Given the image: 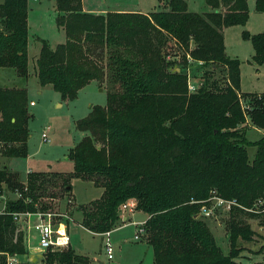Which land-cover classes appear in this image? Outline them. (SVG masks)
<instances>
[{"label": "trees", "instance_id": "16d2710c", "mask_svg": "<svg viewBox=\"0 0 264 264\" xmlns=\"http://www.w3.org/2000/svg\"><path fill=\"white\" fill-rule=\"evenodd\" d=\"M163 1L168 7L163 11L94 13L83 11L81 0H55V23L66 39L54 47L41 40L33 60L38 83L50 85L62 100H74L95 82L106 88L107 102L76 121L85 135L67 152L70 172L30 171L23 183L8 161L28 154L27 90L0 86V157L5 160L0 190L21 194L9 197L0 214V252H27L11 213L50 211L52 203L45 200L62 199L77 178L102 190L97 199L77 206L85 229L113 230L121 204L133 199L148 216L142 226L153 264H241L239 241L257 234L244 218L258 219V228H264V211L232 207L226 255L196 215L212 191L246 208L264 200V134L255 142L246 138L239 62L224 47V28L246 23L247 2L205 0L210 10L197 13L188 10L187 0ZM255 10L264 12V0H255ZM27 11L28 0L0 3V67L14 68L22 78L29 73ZM243 35L251 42L253 61L262 64L264 32ZM169 42L178 49L173 61L165 52ZM174 63L179 71L170 67ZM192 64L204 78L194 92L186 72ZM219 66L225 71L223 86L215 77ZM245 96L253 97L249 124L264 129V94ZM249 146L256 148L251 160ZM43 262L90 264V258L69 245L45 252Z\"/></svg>", "mask_w": 264, "mask_h": 264}, {"label": "rangeland", "instance_id": "374dc122", "mask_svg": "<svg viewBox=\"0 0 264 264\" xmlns=\"http://www.w3.org/2000/svg\"><path fill=\"white\" fill-rule=\"evenodd\" d=\"M81 1L84 8L98 13L106 11L147 13L168 9L163 0ZM2 2L3 0H0V3ZM246 2L248 7L246 23L224 28L223 35L226 54L239 62V90L244 95L241 94L238 98L248 123L246 138L255 142L263 135L264 129H257L249 124L250 116L247 112L253 97L245 96V94H264V62L259 65L253 61L251 42L244 37L243 32L246 31L250 34L264 32V12L255 10V0H246ZM187 7L190 12L197 13L210 10L205 0H187ZM55 18V0H28V76L26 78L19 77L14 68H9L11 70L8 71L11 72L0 75V85L15 84V86L25 87L27 90V106L29 113L32 114L28 121L27 145L30 158L27 161L31 162L32 165L30 166L34 167V170L40 172L55 170H57L55 172H70L72 170V162L67 160V152L72 144H76L85 135V132L76 128V121L85 117L93 105L104 106L107 102L106 88L98 86L95 82L80 90L74 100H62L60 94L50 85L41 86L38 83L33 74V60L34 55L39 52L41 40H46L51 47H54L66 39L65 32L56 25ZM168 46L165 52L173 61L171 54L178 49L172 42H169ZM179 65V63H174L170 67H176L175 70L179 71ZM222 68L223 66H219L215 72V77L219 80L225 74V71L222 74ZM186 72L188 73V81L196 85L197 88L204 81L202 71L197 66L192 64L186 69ZM219 82L222 86L226 83L225 79ZM257 98L259 99L260 96ZM43 133L47 136L48 141L43 140ZM255 149L254 146L247 147L249 160L253 159ZM17 159H19L17 162L11 163V166L9 164L8 167L12 171H19V178L25 183L27 178L25 171L28 169L27 161L22 158ZM4 161V158L0 157V167ZM90 183L77 178L72 179V189L70 192H63L62 199L45 200L52 203V208L48 210L63 212L70 218L68 232L71 248L79 254L88 256L90 264H153L152 252L146 243L147 236L143 235L140 240L134 239L138 225L134 226L133 223H144L147 214L136 209L133 199L126 200L132 203L130 204L131 207L128 206L121 210L126 219L123 220V216H120L114 226L115 228L110 232L109 237L113 245L112 259L107 258L104 250L106 237L102 236V233H92L82 227L80 224L82 213L77 209V206L87 204L98 198L97 188ZM11 198L15 199V195L12 194ZM1 202L0 200V207L2 206ZM228 219L229 212L222 210H216L213 217L203 219L215 243L224 255L229 253ZM244 219L255 229L257 234L253 235L254 237L249 242L239 241L241 250L237 260L241 264H264V228H258V219L251 217ZM27 245L29 253L20 256V264H43L44 253H34L31 249L36 245V240L29 238Z\"/></svg>", "mask_w": 264, "mask_h": 264}, {"label": "built area", "instance_id": "2783aa9c", "mask_svg": "<svg viewBox=\"0 0 264 264\" xmlns=\"http://www.w3.org/2000/svg\"><path fill=\"white\" fill-rule=\"evenodd\" d=\"M188 89L190 92H194L196 91L197 86L188 81ZM43 140L48 141L45 133H43ZM9 193L15 195V199L21 196V194L17 192L13 193L10 191L0 190V200L2 201L0 214L5 213V202L9 198ZM130 204L132 203L126 201L120 206V216H123V220L126 219V217H124V214L121 213V210L126 209L128 206L131 207L132 205ZM233 206L239 207L250 213H260L264 211V208L261 209V207H264V200L257 199L252 207L246 208L239 205L235 199H224L218 196L215 191H212L210 197L206 201H202L200 211L196 217H200L202 219L213 217L216 210H222L230 213ZM11 217L12 221L17 225L18 230L24 233V243L27 250L26 254L29 253V247L27 245L29 238L36 240V245L31 248L34 253L59 251L70 245V236L68 232V222L70 218L63 212L59 213L55 211L40 210L35 212H13L11 213ZM142 224L143 223H140L137 226V231L134 235L135 240H140L145 233ZM110 232L111 231H106L102 233V236L106 237L104 241V250L108 259L113 258V245L109 237ZM0 254L5 256V264H20L19 258L21 255L10 254L8 252H0Z\"/></svg>", "mask_w": 264, "mask_h": 264}, {"label": "crops", "instance_id": "0c3cea01", "mask_svg": "<svg viewBox=\"0 0 264 264\" xmlns=\"http://www.w3.org/2000/svg\"><path fill=\"white\" fill-rule=\"evenodd\" d=\"M82 9H83V11H86V12H93V11H91V10H87L86 8H84V6H83V4H82ZM94 13H98V12H94ZM100 13H104V12H100ZM65 41V40H64ZM35 55H37V54H35ZM35 55H34V57H35ZM8 70H11V69H9V68H6V67H0V75H5L6 74V72H11V71H8ZM12 74V73H11ZM33 74H34V72H33ZM35 76V75H34ZM6 79H8L7 77H6ZM89 85H91V84H89ZM89 85H87V86H89ZM0 86H6V87H12V86H15V84H12V85H7V84H4V85H0ZM17 87V86H16ZM86 88V86L84 87V88H82L81 90H83V89H85ZM263 134H264V132H263ZM75 144H72L70 147H69V149L71 148V147H73ZM30 158V155H29V151H28V154H27V157H25V158H22V159H25L26 161L28 160ZM19 159H17V158H13V159H10V161H8V166H9V164H10V166H11V163H13V162H17ZM68 160V159H67ZM27 163V165H28V169L25 171V173H26V175H27V173L28 172H30V171H36V170H34V167H31L30 165H32L31 164V162L30 161H27L26 162ZM34 165V164H33ZM72 166H73V164H72ZM15 169V168H14ZM17 171V170H16ZM55 171H57V170H55ZM19 172V171H18ZM59 172H62V171H59ZM20 173V172H19ZM26 177V176H25ZM91 184V183H90ZM93 186V185H92ZM94 187V186H93ZM97 191H98V196L97 197H99V195H101V193H102V190L100 189V188H97L96 189ZM73 192V191H72ZM8 196L11 198V196H12V194H8ZM147 216V215H146ZM148 217V216H147ZM147 219V218H146ZM132 223V222H131ZM133 225L134 226H136V225H138L137 223H133ZM93 233V232H92ZM28 249V248H27ZM102 263V262H101Z\"/></svg>", "mask_w": 264, "mask_h": 264}, {"label": "water", "instance_id": "95a60500", "mask_svg": "<svg viewBox=\"0 0 264 264\" xmlns=\"http://www.w3.org/2000/svg\"><path fill=\"white\" fill-rule=\"evenodd\" d=\"M197 216V215H196Z\"/></svg>", "mask_w": 264, "mask_h": 264}]
</instances>
